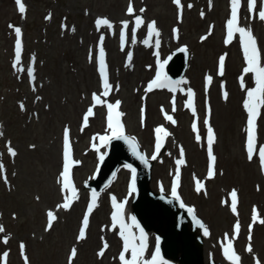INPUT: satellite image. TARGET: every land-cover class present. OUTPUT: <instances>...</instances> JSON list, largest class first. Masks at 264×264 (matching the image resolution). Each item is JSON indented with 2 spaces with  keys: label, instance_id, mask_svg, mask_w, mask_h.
Segmentation results:
<instances>
[{
  "label": "rangeland",
  "instance_id": "rangeland-1",
  "mask_svg": "<svg viewBox=\"0 0 264 264\" xmlns=\"http://www.w3.org/2000/svg\"><path fill=\"white\" fill-rule=\"evenodd\" d=\"M24 1L27 10L21 13L17 0H0V133H3L0 135V164L8 168L6 179L0 169V225L5 229L0 232V264L1 258L5 264L4 253H7L6 264H24L25 256L29 264L113 263L110 257H114L117 250L115 239L116 245L111 241L109 251L102 256L99 253L106 243L104 237L98 236L92 245V233L99 231L96 225L92 227L96 213L103 211L99 219L106 226L110 220L107 198L93 217L90 233L82 240L78 236L87 191L75 202L77 213L73 222H70V211L61 216L54 211L63 212L60 206L65 199L59 184L65 130L75 139L76 159L83 161L75 171L76 183L81 189L92 179L98 160L100 151L93 145L97 143L96 134L105 129L102 118L107 113L106 108L93 107V94L98 95L100 86L97 54L101 44L111 64L116 87L114 96L124 104L129 134L139 140L144 152L150 153L156 147L155 129L163 126L170 133L156 163V182L165 185L159 190L168 194L171 178L179 175L180 196L185 204L194 206L214 230L213 243L220 244L239 223L243 232L235 249L247 255L245 264H264V223L260 222L264 220V166L261 168L257 160H250L244 150L246 112L243 94H240L244 85L239 80L247 64L235 46L223 45L231 0H181L180 5L174 0ZM130 3L136 12L131 14L128 26L139 16L158 23L164 39L171 40L172 31L180 28L181 41L172 48L165 42L160 51L144 49L143 33H137L134 28L129 36L131 42L126 44L127 34L122 22L127 20L123 18L128 14ZM178 14H182V18ZM112 16L117 17L118 22ZM100 18L111 22L108 28L112 35L102 25H97ZM256 25L260 28L258 22ZM16 27L25 32L21 44L24 58L20 57L19 64L16 63ZM260 30L264 51V33ZM117 33L121 40L117 39ZM181 44L189 46L195 60L189 70V89L196 93L195 111L184 107L183 100L173 103L174 93L161 90L146 94L145 91L155 61ZM112 49L118 56L112 55ZM228 51L230 57L236 52L240 55L233 63L224 60L221 75L217 70L220 57ZM126 53H131L130 61L125 58ZM30 70H35L34 76ZM209 76L216 78L209 82ZM235 88L237 92L233 94ZM90 107L94 115L85 125L84 116ZM218 114L223 124L216 122ZM167 115L172 116L175 123L168 124ZM209 125L216 128L219 138L213 150L216 160L212 178L208 177V134H205ZM262 141L261 148H264V139ZM9 145L16 155L10 154ZM55 154L57 164L53 160ZM179 160L184 163L178 164ZM197 180L204 185L199 192L196 191ZM128 181L129 172H121L111 190L125 197ZM54 184L60 186L61 198L59 195L50 203L44 202ZM153 189L157 191L158 187ZM233 191L237 193L236 213L231 210ZM49 211L56 219L47 231ZM249 244L251 252L247 251ZM73 248L77 252L75 259L69 258Z\"/></svg>",
  "mask_w": 264,
  "mask_h": 264
},
{
  "label": "snow or ice",
  "instance_id": "snow-or-ice-1",
  "mask_svg": "<svg viewBox=\"0 0 264 264\" xmlns=\"http://www.w3.org/2000/svg\"><path fill=\"white\" fill-rule=\"evenodd\" d=\"M174 2L177 5L181 4V0H174ZM17 3L19 5V11L23 13L25 11V6L22 2V0H17ZM241 0H231L232 4V15L231 18L228 20L227 25H228V41L231 42V39L233 37L234 32H239L242 37V43H243V51H244V56L246 59V64L247 66L243 69V72L245 74L247 73H253L255 75V82H256V87L248 90L247 92V99L244 102V107L247 110L249 114L248 118V137H247V151H248V157L251 160L254 154V146L256 142V119L259 114V109L261 107H264V66L261 65L260 62V55H259V50L257 47V41L256 37L253 35L252 31L250 28H242L239 27L238 23V8L240 6ZM257 0H249L250 4V10L255 11V6H256ZM134 8L129 4V7L127 8V12L129 14L134 13ZM143 11V10H141ZM259 19L264 21V10L259 11ZM123 26L126 29L128 25V21H123ZM142 24V19L141 17L137 16L136 17V26L139 27ZM97 25H107L111 27V22L107 18H100L97 20ZM15 32L17 36L19 37L21 34V29L19 27L15 28ZM153 34L158 35V30L156 28V22L152 21L150 26H149V36H152ZM103 40V37H101V42ZM145 43H148V41H145ZM157 47L159 46V40L156 41ZM185 50L186 49H182ZM158 55V53H157ZM20 56H21V41L17 39L16 41V63L19 64L20 62ZM129 61L131 60V54H129ZM224 60L225 57L221 56L220 61H219V71L220 74L223 75L224 72ZM100 64H101V73L103 75V93L101 95L93 94V100H94V105H101V104H106V100H104L102 97H107L110 95V89L111 85L109 84L108 81V76L105 71V66H104V52H103V47L101 44V49H100ZM164 64L162 63L160 65L161 71L157 74L156 78L149 84L148 90L151 91L154 87L156 88H161V87H166L168 86L169 83H172L169 81L168 77L166 74L163 72ZM208 81L211 82L212 77L209 76ZM241 83L243 84V77H241ZM175 90V89H173ZM189 92L191 90L189 89ZM227 97V93H225V98ZM174 103V102H173ZM120 106V101H116L114 104L113 103H107V108H108V116H107V127L109 130H111V135H104L100 136L99 140L103 144H107L110 142L112 139H125L129 142L132 152L141 160L143 161L144 164H148V159L139 152L138 150V144L135 140L134 137H128L125 135V129L124 125L121 122L120 117L123 115V113L119 112ZM23 107V105H21ZM188 107L192 108L193 111H195L193 107V103L190 100L188 102ZM93 108L90 107L84 116V124L87 125L88 118L93 116ZM169 121H172L175 123L173 120V117L170 115H167L166 117ZM156 133V152L159 153L161 149V145L163 144L165 138L170 134L166 128L163 126L157 127L155 129ZM3 133H0L2 135ZM214 131L211 128V126H208V154L210 157V168L208 171V177L212 178L215 174L214 172V166H215V160L216 157L213 155V142H214ZM65 144H64V168L62 172V186L65 192L67 193L68 190H70V195L65 196V202L60 206L63 207L64 209H68L73 201V199L78 198L77 194V189L73 185L71 179H70V169L73 166V163H78L74 162L72 160L71 156V145H70V139H69V130H65ZM197 139H200L199 136H197ZM95 147V145H93ZM34 147V146H33ZM9 152L11 155H16L15 150L11 148L9 145ZM259 156L261 158L262 164H264V148L259 149ZM104 159V156H100V160L102 161ZM151 159L155 160L157 159L156 155H153ZM183 160H179L178 164H183ZM126 167L132 168L131 165H127ZM3 168V165L0 164V169ZM6 179V177H5ZM179 185V175L176 177V186L173 187L172 189V195L173 197L179 198L177 194V187ZM204 185L201 183V181L197 180L196 181V191L199 192L202 190ZM136 191V174H135V169H132V181H131V186H130V192L134 193ZM231 210L236 213L237 211V193L233 191L231 193ZM112 201L113 205L116 209V211L112 215V220H113V227L115 228L116 225H119L121 231L119 235L123 238L124 244H123V251L120 255V260L123 262V264H141V261H143V264H162V257L160 255V248L159 244H157V247L155 249V254L151 257L150 260H143L144 253L146 250V235L144 233L143 228H140V235L137 238L135 236V233L132 231L133 227H138L139 225L136 222V218L133 216L132 217V224L129 225L125 222L124 217H123V209L125 207V202H116V197L112 196ZM97 205V193L93 191L92 193V199L91 203L88 207V213H91L94 209V207ZM181 206H184L183 203H181ZM190 212H193L194 214V209L189 208L188 209ZM48 225L47 228L51 229L53 221L56 219L55 215L49 211L48 213ZM195 218V215H194ZM256 217H254L255 220ZM197 224H200L201 227H204L203 224L197 220ZM261 223H264V220L260 221ZM89 224V219L88 216L85 215L83 222H82V228L80 230L78 239H84L85 238V230L87 229ZM240 225L237 223L235 225V232L238 234L239 232ZM5 229L3 228L2 225H0V232H4ZM204 234L208 235V229L204 227ZM139 239L140 243L137 244L136 240ZM5 243H7V237L4 238ZM249 240H251V234L249 235ZM108 247L107 243H105L104 248L106 249ZM21 248H23V245H21ZM247 251L251 252L252 248L251 245L249 244ZM131 253V258H127L128 253ZM4 261L6 264L7 261V253H4ZM77 255L76 249L73 248L71 252V257H75ZM99 255H103V250L99 253ZM224 255L233 262V264H240V257L236 253L233 247L232 240L229 239L227 245L224 248ZM25 261L27 262V257L25 256ZM259 264V262H258Z\"/></svg>",
  "mask_w": 264,
  "mask_h": 264
},
{
  "label": "water",
  "instance_id": "water-1",
  "mask_svg": "<svg viewBox=\"0 0 264 264\" xmlns=\"http://www.w3.org/2000/svg\"><path fill=\"white\" fill-rule=\"evenodd\" d=\"M189 54L187 51L174 53L170 61V69L179 68L181 77L188 67ZM132 164L137 169L138 198L135 201V212L143 228L155 230L162 236V252L173 258H180L184 264H203V239L196 235L197 224L201 219L193 212L184 210L178 203L163 195H156L151 191L152 164H144L137 158L130 157L119 141H115L105 158L100 176L111 179L121 163ZM190 223L194 224L190 228ZM179 253L181 256L179 257ZM215 264V263H214Z\"/></svg>",
  "mask_w": 264,
  "mask_h": 264
},
{
  "label": "bare ground",
  "instance_id": "bare-ground-1",
  "mask_svg": "<svg viewBox=\"0 0 264 264\" xmlns=\"http://www.w3.org/2000/svg\"><path fill=\"white\" fill-rule=\"evenodd\" d=\"M23 2V0H22ZM230 5L231 2H230ZM238 10H240V15H242V22H243V26L244 28H250L252 32L254 31H257L258 32V35H259V38L262 37V33H261V30L260 28L257 27L256 23L258 21H260L259 19V10L257 8V4L255 6V11H251L250 10V6L248 4V1L247 0H241V3H240V6L238 8ZM141 10H138V12H140ZM136 12V10H135ZM112 15V14H111ZM131 17V14H126V16L124 17V19H127L126 21H128V24L130 22V18ZM113 18V16H112ZM114 19H117V17L114 16ZM107 28L105 27V30ZM126 32L130 35L132 33V29H131V26H128L127 25V28H126ZM112 35V34H111ZM117 36H118V33H117ZM166 39V38H165ZM168 41V43L171 45V47L175 44H178L177 42L174 41L173 37H171V40L170 39H166ZM223 45L226 46V47H232V46H235L237 48V50L239 51L240 54L244 55V51H243V43H242V37L240 36V34L238 32H235L233 33V37L231 39V42H227V41H224L223 42ZM114 48V47H113ZM236 55H232L230 57V51H228L226 54H224L223 56L225 57V60L226 62L228 63H233L235 60H237V57H239L240 54H238L237 52L235 53ZM112 55L114 56H118L117 52L115 50L112 49ZM231 59V60H229ZM262 59V62H264V54L262 55L261 57ZM194 57H193V54L191 55V58H190V64H189V69L187 71V74L186 76L181 79L179 82L183 85L184 84V81L185 79L187 78V76L189 75V70L190 68L192 67V65L194 64ZM242 76H243V80L245 81V83H250L251 81H253V76H255L253 73H247L245 74L244 72H242ZM216 77L215 76H212V79H215ZM236 88L234 90H232V93L233 94H236ZM244 93V90H241L240 89V94L242 95ZM244 97V96H243ZM247 99V96L244 97L243 99V103L245 102V100ZM242 108V107H241ZM243 113V112H242ZM239 114V113H238ZM245 121H244V130L247 131L248 129V112L245 113ZM261 121L263 119V123L262 125L264 126V113L263 115H261L260 117ZM216 122L217 123H221L220 122V117H219V114L217 115L216 117ZM223 124V123H221ZM125 129V132L127 131L126 127H124ZM108 135H111V134H108ZM217 135V133H216ZM216 135L214 133V142H213V148L216 146L217 144V138H216ZM246 145H247V141H246ZM76 148V145H74V148L73 150H75ZM71 153H72V150H71ZM255 156H258L257 153L255 154ZM260 158V157H259ZM61 160H64V155L62 154L61 157H60ZM74 158L72 157V160ZM53 160H54V164H57L58 162V157L57 155L55 154V157H53ZM62 161H60L61 163ZM81 170V168H80ZM154 171H155V168H154ZM119 176H120V173H119ZM119 176H118V179H119ZM117 179V181H118ZM73 182H75V175H73ZM61 183H62V180H61ZM60 183V184H61ZM152 186L153 187H159L158 183L156 182V178L154 177V180L152 182ZM59 185H52L51 186V190L50 192H48V194L45 196L44 198V202H52V200H54L55 198H57L59 195H60V198L62 196V194L65 192L64 189H61L63 190V193L60 192V189H59ZM82 191H86L84 188L82 189ZM65 194H68V192ZM105 197V196H104ZM103 196H101L100 198V202H102V198H104ZM131 199H132V194L130 195V199L128 200V207L130 209H132L131 207ZM60 200V199H59ZM54 211H57V215L61 216V214H65V213H68V211H70V222H73L75 220V215L77 213V206L76 204L74 206H71L69 207L68 209H63V212L61 213L60 210H54ZM103 211L101 210L100 212L96 213V216L94 217V224L92 227H94L95 225L97 226V228L99 229V231L97 233H92V245L95 244L97 242V238L98 236H102L104 237V241H106L107 245L110 241H113L114 242V239H116V236H117V226H115V228H113L112 230L108 229L107 226L104 224V222L100 221V217L102 215ZM137 222V221H136ZM139 225V224H138ZM208 229V235H205L203 233V237H204V248H203V251H204V261L205 263H208L210 261L211 258H216L217 261L221 262L222 264H233L232 261H230L225 255H224V248H222V246H218V245H215L213 243V237H214V230L209 226L207 225L206 227ZM98 234V235H97ZM241 234V232H240ZM239 234V235H240ZM147 236H148V239L151 240V245L153 244V240H154V235L152 234V232H147ZM239 237V236H238ZM236 234H233V236H231V239L235 240L238 238ZM159 238H157L158 240ZM117 242V241H116ZM86 247H89V245H86ZM117 247H119L118 243H117ZM109 248V246L107 247ZM105 249V248H102L101 250H103V253H107L109 250L108 249ZM88 249V248H87ZM235 250V249H234ZM236 253L239 255L240 259H242L243 261L247 260L248 257L247 255H244L242 254L241 252H239L238 250H235ZM149 255V251H145L144 253V257L145 256H148ZM110 259H113V263L112 264H116L117 261V257L115 256V253H114V257H110ZM177 263L178 260H176ZM242 261V263L244 264V262ZM141 264H143V262H141ZM180 264V263H179Z\"/></svg>",
  "mask_w": 264,
  "mask_h": 264
}]
</instances>
